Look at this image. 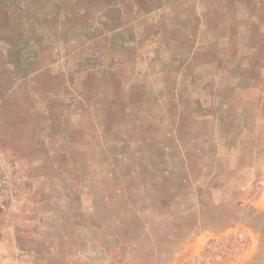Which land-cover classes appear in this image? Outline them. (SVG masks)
I'll use <instances>...</instances> for the list:
<instances>
[{"label": "rangeland", "instance_id": "rangeland-1", "mask_svg": "<svg viewBox=\"0 0 264 264\" xmlns=\"http://www.w3.org/2000/svg\"><path fill=\"white\" fill-rule=\"evenodd\" d=\"M178 1L0 0V223L30 163L9 149L35 146L64 180L101 179L79 194L101 195L102 226L121 228L120 264H264V0H213L235 16L226 49L201 52L241 58L206 76L175 55H193L182 34L137 26L177 17Z\"/></svg>", "mask_w": 264, "mask_h": 264}, {"label": "crops", "instance_id": "crops-1", "mask_svg": "<svg viewBox=\"0 0 264 264\" xmlns=\"http://www.w3.org/2000/svg\"><path fill=\"white\" fill-rule=\"evenodd\" d=\"M135 7L147 9L155 0H136ZM161 1V0H156ZM179 13L175 16H164L163 18H152L144 25L139 21L138 27L156 28L159 31L182 34L180 43L193 45V55L185 49L175 52L179 59L198 60L194 65V74L206 76L205 65L212 62L228 64L236 59L234 54L224 51L216 56L205 55L202 51L212 49V46L222 47L223 42L217 38L219 31L225 29L228 24L224 23L226 17L235 16L234 10L226 11V14L218 13L213 0H180ZM166 6L165 0L160 3ZM147 11V10H146ZM147 11L146 17H153ZM237 14V13H236ZM203 35L211 36L203 42ZM156 40V38H154ZM153 39V40H154ZM161 45V51L174 53L173 38L157 39ZM140 39L132 43H138ZM183 41V42H182ZM142 42V39H141ZM152 42L150 40L148 43ZM232 44V42H231ZM222 48L226 49L224 45ZM198 51V53H197ZM219 53V52H218ZM175 57V56H174ZM175 74V73H174ZM183 72H177V81ZM244 78L248 76L243 75ZM118 88V86H117ZM134 85L131 90H134ZM3 104L15 108L16 102L4 99ZM22 120V117L20 118ZM19 119V120H20ZM104 122H107L105 115ZM10 130H13V120L9 122ZM13 132V131H12ZM25 132V131H24ZM8 133V134H9ZM21 136L18 137L20 141ZM11 138L12 136L10 134ZM28 140H32L30 134ZM25 140V139H24ZM27 141V140H25ZM18 148V147H17ZM30 151L10 148V154L30 155V163L22 164L18 168L19 180L15 186L24 189L19 192L18 205L8 207L7 215L0 223V262L1 264H120L125 258L123 253L127 252V246L116 242V236H121V228L118 225L101 223V195H80V188H89L98 191L101 189V179L89 175L85 181H67L62 178L57 167L37 163L40 150L30 147ZM93 152L104 153L101 148H92ZM103 151V152H102ZM25 189H28L25 191ZM66 190L70 193L66 198L58 197V192ZM20 203L22 205H20ZM11 215V217H9ZM6 216V219H5ZM8 218V219H7ZM5 219V220H4ZM14 219V220H13ZM7 222V223H6ZM102 226V227H101ZM22 241L28 245L25 249ZM26 252L27 254L23 253Z\"/></svg>", "mask_w": 264, "mask_h": 264}]
</instances>
